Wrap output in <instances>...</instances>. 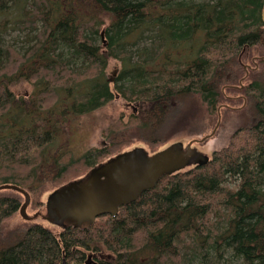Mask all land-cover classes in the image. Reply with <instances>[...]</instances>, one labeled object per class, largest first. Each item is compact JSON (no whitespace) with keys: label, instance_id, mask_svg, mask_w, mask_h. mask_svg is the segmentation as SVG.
<instances>
[{"label":"trees","instance_id":"obj_1","mask_svg":"<svg viewBox=\"0 0 264 264\" xmlns=\"http://www.w3.org/2000/svg\"><path fill=\"white\" fill-rule=\"evenodd\" d=\"M10 23L33 35L24 51L0 41V184L33 194L105 156L67 158L62 143L67 125L116 97L111 58L122 64L114 88L139 101V122L188 96L216 111L246 77L243 57L256 61L240 88L250 117L230 143L117 214L59 232L36 221L5 229L24 196L0 190V264H85L89 253L99 264H264V0H0V31ZM20 80L34 90L16 93Z\"/></svg>","mask_w":264,"mask_h":264},{"label":"rangeland","instance_id":"obj_2","mask_svg":"<svg viewBox=\"0 0 264 264\" xmlns=\"http://www.w3.org/2000/svg\"><path fill=\"white\" fill-rule=\"evenodd\" d=\"M32 35V33L28 34V28L22 29L10 23L4 30L0 31V41L3 45H10L24 51L29 44L27 40ZM101 41H105V35L99 37L98 42L101 43ZM254 61H256L254 57H243V63L248 67L247 75L240 78L238 84L229 86L234 88V91L227 90V100L224 99V103L220 104L216 111H210L199 97L188 96L179 102L178 107L166 114L162 120L154 119L148 123L139 122L136 117L140 108L139 101L135 98L127 99L120 96L114 88V79L117 77L122 64L119 59L111 58L107 64L106 72L109 79L113 80L111 87L116 93V97L92 112L82 114L78 119L73 120L69 127L67 125V134L62 143V145L65 143L63 146L67 148V158L79 159L91 149L102 150L106 154L100 158L97 157V153L91 154L87 161L89 167L83 162H77L74 168L75 171H78V175L72 179L85 174L98 162L106 160L120 151L144 146L150 153H153L177 141H183L187 144L193 139H201L211 134L217 127L215 132L205 140L194 143V146L199 150L207 153L210 158L213 157V153L227 146L232 135L243 125H246L245 123L249 120V110H239L243 109L245 105V95L240 88L250 82L251 78L248 76L255 67ZM245 66L244 68H246ZM34 88L35 85L30 80H20L11 85V89L20 94L29 93ZM227 107L229 108L226 109ZM117 143H120L118 149L114 150V145ZM60 185L51 182L38 194L31 193L28 213L33 214L37 210L43 209L48 194ZM36 201L41 203L36 204ZM213 218L216 219V216ZM35 221L51 227L56 232L61 230L58 225L51 224L42 218L26 220L19 211L7 219L4 226L5 229H13L16 226L29 225ZM166 264H170V262L167 261Z\"/></svg>","mask_w":264,"mask_h":264},{"label":"water","instance_id":"obj_3","mask_svg":"<svg viewBox=\"0 0 264 264\" xmlns=\"http://www.w3.org/2000/svg\"><path fill=\"white\" fill-rule=\"evenodd\" d=\"M216 128L211 134L193 139L186 146L183 141H177L153 153L144 146L120 151L98 162L85 174L53 189L47 196L45 207L33 214L28 213L31 203L28 189L16 183H3L0 190L13 189L23 194L19 212L26 220L42 218L62 228H85L102 214H117L122 205L135 201L144 191L154 188L164 175L174 174L193 163H207L210 156L194 149L192 144L205 140ZM96 256L89 253L85 264H99ZM63 263L66 264L65 259Z\"/></svg>","mask_w":264,"mask_h":264},{"label":"flooded vegetation","instance_id":"obj_4","mask_svg":"<svg viewBox=\"0 0 264 264\" xmlns=\"http://www.w3.org/2000/svg\"><path fill=\"white\" fill-rule=\"evenodd\" d=\"M194 143L195 142H193V144H192V147L194 148V149H196V150H199L196 146H194ZM188 144V143H187ZM187 144H185L184 143V145L186 146ZM167 147V146H166ZM165 148V147H164ZM163 148V149H164ZM161 150V149H160ZM196 166H199V164H196V163H193V164H190V165H188L187 167H185L184 169H182V170H186L187 168H194V167H196Z\"/></svg>","mask_w":264,"mask_h":264},{"label":"bare ground","instance_id":"obj_5","mask_svg":"<svg viewBox=\"0 0 264 264\" xmlns=\"http://www.w3.org/2000/svg\"><path fill=\"white\" fill-rule=\"evenodd\" d=\"M99 156V155H98Z\"/></svg>","mask_w":264,"mask_h":264}]
</instances>
